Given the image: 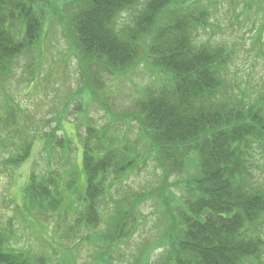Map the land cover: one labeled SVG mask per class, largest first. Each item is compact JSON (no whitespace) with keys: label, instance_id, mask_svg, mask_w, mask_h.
Returning a JSON list of instances; mask_svg holds the SVG:
<instances>
[{"label":"trees","instance_id":"16d2710c","mask_svg":"<svg viewBox=\"0 0 264 264\" xmlns=\"http://www.w3.org/2000/svg\"><path fill=\"white\" fill-rule=\"evenodd\" d=\"M213 1L0 0V85L13 74L18 58L40 45L49 14L64 22L86 75L92 66L116 76L147 62L167 74L159 85L143 88L139 110L125 117L134 118L142 138L133 139L115 122L82 126V169L73 141L59 136L58 128L45 132L48 162L54 161L53 153L60 157L69 167L68 179L53 168L42 175L33 169L24 187L26 213H56L79 201L85 225L96 229L106 223L91 241L111 250L137 233L142 200L156 198L165 208L167 263L264 264V183L254 173L264 162V97L251 102L229 92L234 50L199 38L212 28ZM263 31L264 17L255 45ZM77 109L87 113L83 106ZM7 112L0 130L8 136L0 139V150L9 153L5 163L18 168L30 159L35 141L16 126L15 107ZM150 158L166 173L163 187L115 195L140 160ZM171 173L186 178L167 183ZM79 184L84 194L72 200L70 191ZM7 239L0 232V264H41L42 258L11 249ZM98 263H108L107 258L102 255Z\"/></svg>","mask_w":264,"mask_h":264},{"label":"rangeland","instance_id":"374dc122","mask_svg":"<svg viewBox=\"0 0 264 264\" xmlns=\"http://www.w3.org/2000/svg\"><path fill=\"white\" fill-rule=\"evenodd\" d=\"M50 12L47 9V15ZM212 13V28L201 31L199 38L211 46L223 45L234 50V62L228 71L229 92L233 91L236 98L259 101L264 97V31L258 45L254 42L264 17V0H215ZM52 16H47L48 25L40 45L22 54L13 74L0 85V121L8 113L7 109L14 106L16 126L35 141L30 159L18 168L6 164L4 160L9 153L0 150V232L8 237L7 246L42 258L41 264H95L102 255L107 258L106 264H169L167 242L170 239L163 215L165 208L156 198L142 200L143 217L137 233L118 249L111 250L91 241L95 231L106 230V223L102 220L96 229L85 225L80 218L79 201L56 213L25 212L24 187L33 169L42 175L53 168L68 179L69 167L62 166L60 157L53 153L54 161L48 162L42 142L45 132L58 128L59 136L71 139L77 146L74 155L82 169L81 141L85 133L82 126L88 122L98 127L115 122L122 131L128 130L133 139L142 138L134 118L128 121L125 117L139 110L136 101L145 86L167 80L166 72L150 62L116 76L92 66L86 75L83 62L68 40L64 22L58 14ZM145 49H141V53ZM79 106L85 107L87 113L78 110ZM5 136H8L7 131L0 130V139ZM20 136H15L17 144ZM141 148L145 149L144 143ZM263 163L261 160L260 169L254 171L260 184L264 183ZM83 175L81 171V178ZM166 178L158 161L140 160L139 167L121 183L119 193L114 194L122 197L127 191L140 194L159 189ZM183 178H186L183 174L171 173L167 183L178 184L176 180ZM173 189L178 195L182 194L178 188ZM84 191L82 184L73 187L72 200ZM65 195L69 199L68 190ZM103 209L108 218L106 203Z\"/></svg>","mask_w":264,"mask_h":264}]
</instances>
